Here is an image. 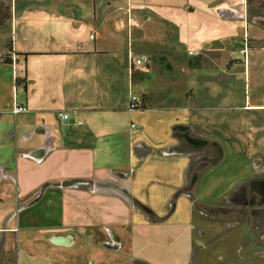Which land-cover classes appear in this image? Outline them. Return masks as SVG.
Instances as JSON below:
<instances>
[{"label": "crops", "instance_id": "0c3cea01", "mask_svg": "<svg viewBox=\"0 0 264 264\" xmlns=\"http://www.w3.org/2000/svg\"><path fill=\"white\" fill-rule=\"evenodd\" d=\"M2 1L0 264H264V0Z\"/></svg>", "mask_w": 264, "mask_h": 264}, {"label": "rangeland", "instance_id": "374dc122", "mask_svg": "<svg viewBox=\"0 0 264 264\" xmlns=\"http://www.w3.org/2000/svg\"><path fill=\"white\" fill-rule=\"evenodd\" d=\"M150 3H151L152 6L157 7V6L160 5V0H150ZM8 5H9L8 3H5L4 1L0 0V19L3 17V15H4L5 11H6L5 7H7ZM25 7L26 6H24L23 4H19L18 5V7H17L18 8V10H17L18 11V18L21 19V12L24 11ZM15 11H16V8H14V15H16ZM157 24L159 25V22H157ZM172 31H174V30H172ZM8 33H9V30H7V29H0V39H1L0 40V48H1V46L3 47L5 38L8 35H10ZM169 40H170V38H167L168 45H169ZM233 49L239 50L240 48H237V47L234 48L233 47ZM247 52H248V50H247ZM225 55L227 56V54H224V53H213L212 54L213 59L216 60V61H224ZM229 57L231 58L230 54H229ZM161 72H162V69L160 67H157V66L154 67V73H153L154 75L152 77L156 76V78H158V76H159V74ZM260 72L261 71H259V74H260ZM255 73H256V69L252 70V74L254 76V79L252 80L251 83H249V82L247 83V87H246L245 84H242V86L240 87V92H242L243 89H245V91H244L245 94H249V92H251V90H253L254 92L258 91L261 94L264 92V80L262 78V75L260 74L259 77L257 76V78H255L256 77ZM231 78L239 79L241 81V83H243L242 80H241V78H242V70L236 69L232 73ZM229 82H233V80H230ZM253 84H254V88H253ZM226 87H231V86L230 85H226ZM178 88L179 87H177V86L176 87L173 86V90L174 91H176ZM162 102L163 101H161V103ZM230 114L232 116L235 115V113H233V112H231ZM259 116H263L261 119H262V125L264 126V114L263 115H259ZM259 124H261L260 121L258 123H255L254 126H258ZM262 193L264 194V188H262ZM242 194H243V191H236L232 196H229L225 200L226 205H229V206L235 205L239 201H241L242 204L243 203L246 204L247 202H249L251 197L249 196V198H247V200L244 201L243 199H240ZM236 216L237 215H232L231 214L230 216H226V217L222 218V222L223 223L221 225L225 226L226 229H231L235 225L242 224V221H248L246 219V216H239V215H238V217H236ZM244 219H246V220H244ZM255 220L256 219H254V221ZM261 220H263V222H261V223H262V227H263V231H264V216H262ZM253 227H254V222L252 221V226L249 227L248 231H249V233L251 235L255 236L257 232H256L255 228H253ZM216 248H218V246H216ZM205 256H207V255H205ZM208 260L209 261H205V259H204V261L203 262L200 261L199 264H228V261L227 262H219V261L210 260V258Z\"/></svg>", "mask_w": 264, "mask_h": 264}, {"label": "built area", "instance_id": "2783aa9c", "mask_svg": "<svg viewBox=\"0 0 264 264\" xmlns=\"http://www.w3.org/2000/svg\"><path fill=\"white\" fill-rule=\"evenodd\" d=\"M191 54H193V52ZM242 54L244 55L245 51H242ZM149 62H150V57L147 56L146 54H141V55H137V56L131 55V73H132V75L136 69H138L142 66H145ZM141 104L142 103H141L140 97L136 94H133L131 97V101H130V108L132 110L133 109L138 110L140 108ZM12 112L14 114L28 113L29 108L23 104H15L13 106ZM58 116L61 120H67L69 118V114L64 113V112H59ZM135 127H136V125L133 124L132 128H135Z\"/></svg>", "mask_w": 264, "mask_h": 264}, {"label": "trees", "instance_id": "16d2710c", "mask_svg": "<svg viewBox=\"0 0 264 264\" xmlns=\"http://www.w3.org/2000/svg\"><path fill=\"white\" fill-rule=\"evenodd\" d=\"M5 10L6 11H5L3 17L0 19V25H3L9 19V17H10L8 6L5 7ZM161 63L164 64V60L163 59H161ZM166 68L170 69L171 67H170L169 64H166ZM141 103L142 104H141V106H140V108L138 110H140V109L143 108V102L141 101ZM192 170H193V175H194V173H196V172H194V168ZM196 178H197V175L195 174L194 175V178L191 181L192 187L195 185V182L197 181ZM263 183H264V181H263Z\"/></svg>", "mask_w": 264, "mask_h": 264}, {"label": "water", "instance_id": "95a60500", "mask_svg": "<svg viewBox=\"0 0 264 264\" xmlns=\"http://www.w3.org/2000/svg\"><path fill=\"white\" fill-rule=\"evenodd\" d=\"M68 238H60V239H56V241H59V242H67Z\"/></svg>", "mask_w": 264, "mask_h": 264}, {"label": "flooded vegetation", "instance_id": "af4514ba", "mask_svg": "<svg viewBox=\"0 0 264 264\" xmlns=\"http://www.w3.org/2000/svg\"><path fill=\"white\" fill-rule=\"evenodd\" d=\"M263 200H264V198H263Z\"/></svg>", "mask_w": 264, "mask_h": 264}]
</instances>
